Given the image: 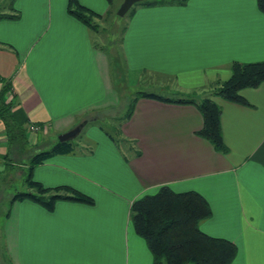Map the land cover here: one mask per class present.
I'll return each instance as SVG.
<instances>
[{"label": "crops", "instance_id": "obj_1", "mask_svg": "<svg viewBox=\"0 0 264 264\" xmlns=\"http://www.w3.org/2000/svg\"><path fill=\"white\" fill-rule=\"evenodd\" d=\"M77 1L106 17L125 0ZM8 2L0 0V11H12ZM69 2L16 0L20 18L0 20V78L13 91L7 100L15 97L20 124L47 126L30 141L35 146L52 147L90 114L114 118L107 51L97 45L98 33L68 12ZM134 5L122 40L126 64L171 82V95H159L201 100L229 79L234 61L264 60V13L256 0ZM241 95L250 105L212 96L222 108L228 153L197 134L203 116L191 103L139 98L132 116L120 121L119 143L88 120L74 150L37 165L33 178L74 188L95 203L61 200L53 211L30 199L14 203L13 221L3 230L14 264H153L131 223V205L163 185L207 199L212 215L200 228L237 245L231 264H264V82ZM17 156L0 121V174L25 172L28 161L18 163Z\"/></svg>", "mask_w": 264, "mask_h": 264}, {"label": "trees", "instance_id": "obj_2", "mask_svg": "<svg viewBox=\"0 0 264 264\" xmlns=\"http://www.w3.org/2000/svg\"><path fill=\"white\" fill-rule=\"evenodd\" d=\"M16 0H9L11 12L0 11V20L19 19L21 14L13 6ZM188 0H139L143 6L163 4L184 5ZM258 8L264 13V0H256ZM68 12L83 22L94 32L99 33V20L103 15L81 5L77 0H70ZM133 13V12H132ZM0 121L4 125V134L10 149L18 158L26 155L28 139L27 126L20 124L15 115L17 104L15 97L7 100L8 93H13L8 79L0 78ZM264 82V60L255 62L234 61L231 64V76L225 81L214 83L211 95L197 100L192 96L165 97L153 91H138L132 98L129 109L122 119H129L134 111L137 100L141 97H151L167 102L191 103L198 107L203 116V127L197 134L208 141L222 153H228L222 134V108L212 98L220 96L225 100L250 105L241 95L245 88H256ZM84 131V130H83ZM82 131V133H83ZM107 132V131H106ZM80 134L78 138L82 137ZM111 138L119 143V138L110 133ZM77 138V139H78ZM90 148V152L93 150ZM75 142L57 140L51 148L34 153L28 158L25 170V190L17 191L11 203L30 199L49 211L55 209L58 201L66 200L85 204H94L92 197L69 186L46 187L33 178L34 168L49 157L56 154L71 153ZM140 152L137 151L136 155ZM28 157V155H27ZM9 159L10 166H12ZM9 214V213H8ZM212 215V209L207 199L197 191L177 192L169 185H163L152 194L136 198L131 205L130 219L135 232L145 239L153 255V264H231L238 254L236 244L228 239L214 237L200 228V223Z\"/></svg>", "mask_w": 264, "mask_h": 264}, {"label": "rangeland", "instance_id": "obj_3", "mask_svg": "<svg viewBox=\"0 0 264 264\" xmlns=\"http://www.w3.org/2000/svg\"><path fill=\"white\" fill-rule=\"evenodd\" d=\"M121 6L118 7V4L114 3L112 13L99 20L101 27L98 36H96L97 45L104 46L107 51L106 55L108 56L109 64L108 79L112 86L110 87L108 103L110 104L109 112L112 113L114 118L109 119L106 116H100L99 120H95V117H91L92 114L87 117L90 121L89 124L96 121L116 137H119L118 129L120 121L125 117L131 100L138 91H153L162 95H171L169 91L172 87L171 82L167 81L166 78L164 79L165 82H162L167 86L164 88L162 83L159 82L160 77L148 72H137L127 66L122 40L136 5L130 8L124 15L119 14ZM85 131L86 129H84L82 134ZM54 139L57 140V137L54 136ZM50 147V143L45 146H35L29 142L27 154L17 159V162L25 163L28 161L30 155L32 156L34 153L49 149ZM25 174V172L21 173L17 167L13 170L10 169L4 174H0V264H14L5 247L6 242L4 243L3 230L9 228L14 218V206L10 202L13 195L17 191L26 189L24 184ZM7 235L10 243L11 239L8 232Z\"/></svg>", "mask_w": 264, "mask_h": 264}, {"label": "water", "instance_id": "obj_4", "mask_svg": "<svg viewBox=\"0 0 264 264\" xmlns=\"http://www.w3.org/2000/svg\"><path fill=\"white\" fill-rule=\"evenodd\" d=\"M138 1L139 0H125L119 10V14L124 15L133 6V4L137 3ZM88 123V120H83L71 130L60 134L58 138L59 141L66 142L77 139Z\"/></svg>", "mask_w": 264, "mask_h": 264}, {"label": "built area", "instance_id": "obj_5", "mask_svg": "<svg viewBox=\"0 0 264 264\" xmlns=\"http://www.w3.org/2000/svg\"><path fill=\"white\" fill-rule=\"evenodd\" d=\"M47 131V126H41L39 124H30L28 129V139L29 141L36 142V137L39 133Z\"/></svg>", "mask_w": 264, "mask_h": 264}]
</instances>
